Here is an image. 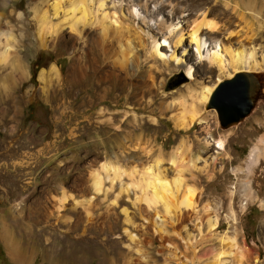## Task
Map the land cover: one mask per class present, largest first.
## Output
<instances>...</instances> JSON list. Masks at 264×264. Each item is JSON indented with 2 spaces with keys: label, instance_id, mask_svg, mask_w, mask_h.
<instances>
[{
  "label": "rangeland",
  "instance_id": "1",
  "mask_svg": "<svg viewBox=\"0 0 264 264\" xmlns=\"http://www.w3.org/2000/svg\"><path fill=\"white\" fill-rule=\"evenodd\" d=\"M159 1L167 3L164 12ZM50 2L12 0L0 7V30L14 38V51L0 65V264H16L8 242L20 247L24 264H214L222 251L220 264H254V258L264 264L263 151L246 170L250 149L264 138V87L235 126L221 129L205 103L197 106L203 123L179 129L177 113L190 102L186 88L213 83L215 67L194 66L193 79L170 89L185 65L155 60L154 34L131 18L144 35L132 65L117 62L114 34L102 39L94 28L82 37L64 32L39 40L35 15L51 12ZM157 2L148 3L147 18L162 34L176 20L187 28L204 13L220 26L212 39L253 46L256 59L264 52V0ZM37 57L42 65L32 79ZM249 71L264 76V69ZM29 104L35 119L24 122ZM220 137L224 148L216 149ZM177 146L182 161L171 163ZM154 158L168 177L180 169L183 184L195 189L193 207L171 213L157 207L158 218L145 208L134 180ZM108 162L119 166L117 174L101 168ZM94 173L101 177L99 191ZM247 180L255 200L246 197ZM224 233L227 241L220 239Z\"/></svg>",
  "mask_w": 264,
  "mask_h": 264
},
{
  "label": "bare ground",
  "instance_id": "2",
  "mask_svg": "<svg viewBox=\"0 0 264 264\" xmlns=\"http://www.w3.org/2000/svg\"><path fill=\"white\" fill-rule=\"evenodd\" d=\"M11 1L0 0V7L6 6ZM48 1L42 0L45 3ZM153 1L154 3L157 2V0H51L49 3L51 12H48L46 8L39 9L37 13L36 11L34 12L38 21L36 32L39 40H43L47 36L55 39L60 35H64V32L75 37H82L85 31L91 28H94L96 35L102 39L112 33L114 34L113 38L116 37L117 62L132 65L140 59L144 35L133 27V24L130 23L131 18L133 20L136 19L148 32L154 34L151 39L150 53L155 60L157 59L163 64L174 62L175 64L185 65L184 75L189 79L194 78V66L202 64L208 69L215 67L217 77L213 83H202L196 87L186 88L185 95L190 99L189 105L184 112L181 110L177 113L174 121L177 128L185 129L190 127L195 121L203 123V117L200 116L197 106L198 104L204 105L207 103L214 87L222 77H230L233 73L242 70L264 69V52H261L260 58L256 59L253 46H244L243 43L238 41L237 46H234L232 43L222 42L221 39H212V34L218 32L220 26L212 18L205 16L204 13L187 28L176 20L171 25H167L164 28V34H162L159 24L157 25L156 22L150 23L151 19L147 18V16L149 18L152 17V12L147 8L148 3ZM157 3L160 11H163V6L167 4L163 1ZM249 4V12L255 14L256 12L253 10L254 4ZM138 5L142 6L143 14L139 11ZM124 11L129 19L124 17ZM12 12L20 18V13H16L14 9H12ZM56 16L59 17L58 21L52 22V17ZM13 40L14 38L10 31L0 30V65L5 64L8 55L14 51ZM187 45L191 50V54H188ZM188 57L194 59L193 64L187 63L186 58ZM52 69L55 71L54 67ZM214 143L216 149L224 148L223 138L216 139ZM262 151L264 152L263 137L258 139V142L250 149L247 155L246 170L248 172H251L250 167L252 165L258 163V158L262 156ZM181 153L180 146H177L173 153L174 157L170 159L171 163L176 161L181 163ZM160 164V160L154 158L151 163L141 168L137 178L134 177L136 178L134 183L140 192L138 198L144 202L145 208L152 209L154 215L158 218L160 214L156 209L157 207H160L165 213L174 212V210H179L181 207H193L194 198L196 197L195 189L191 185L183 184L180 169L179 171L176 170L173 176L168 177ZM101 168L103 170L112 168L114 174L119 172V166H110L109 162L108 164L103 163ZM131 173L133 172L131 171ZM100 178L97 173H94L92 186L96 191L100 189ZM243 188L246 197L252 200L257 199V195L252 190L248 180L244 182ZM156 218L153 215L151 216L152 222H156L157 225L160 222ZM207 222L208 227H214L216 219L215 217L208 218ZM160 229L162 228L160 227ZM130 238L134 239L132 235ZM220 239L227 241L229 237L224 233ZM6 248L8 255L16 264L25 263L24 256H21L22 250L18 245L8 242ZM224 253L222 251L215 255L214 264H220L221 255ZM58 256L60 257V255ZM257 263V258H254V264Z\"/></svg>",
  "mask_w": 264,
  "mask_h": 264
},
{
  "label": "water",
  "instance_id": "3",
  "mask_svg": "<svg viewBox=\"0 0 264 264\" xmlns=\"http://www.w3.org/2000/svg\"><path fill=\"white\" fill-rule=\"evenodd\" d=\"M177 76L181 78L180 81L171 83L170 89L187 79L183 72H179ZM263 87L261 71H237L217 83L206 107L215 110L219 127L227 129L237 125L252 111Z\"/></svg>",
  "mask_w": 264,
  "mask_h": 264
},
{
  "label": "trees",
  "instance_id": "4",
  "mask_svg": "<svg viewBox=\"0 0 264 264\" xmlns=\"http://www.w3.org/2000/svg\"><path fill=\"white\" fill-rule=\"evenodd\" d=\"M35 64V68L32 66V79L35 77V74L37 72V69L42 65L41 63V59L39 57H37L34 62ZM264 79V76H263ZM31 119H35V107L32 106L31 104L27 105L25 113L22 117V120L24 122L29 121Z\"/></svg>",
  "mask_w": 264,
  "mask_h": 264
}]
</instances>
